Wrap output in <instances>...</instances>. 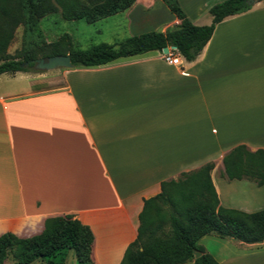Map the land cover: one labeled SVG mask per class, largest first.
Masks as SVG:
<instances>
[{
  "label": "crops",
  "instance_id": "obj_1",
  "mask_svg": "<svg viewBox=\"0 0 264 264\" xmlns=\"http://www.w3.org/2000/svg\"><path fill=\"white\" fill-rule=\"evenodd\" d=\"M223 1L177 0L195 26ZM119 16L121 41L180 24L161 0L108 17ZM162 55L63 69L54 88L41 86L44 74H8L26 82L0 86V235L32 237L46 218L71 215L92 232V264H121L144 200L207 163L221 207L264 210V185L228 180L222 161L240 145L264 152V0L218 23L194 61ZM197 245L217 264H264V240L206 235Z\"/></svg>",
  "mask_w": 264,
  "mask_h": 264
},
{
  "label": "trees",
  "instance_id": "obj_2",
  "mask_svg": "<svg viewBox=\"0 0 264 264\" xmlns=\"http://www.w3.org/2000/svg\"><path fill=\"white\" fill-rule=\"evenodd\" d=\"M134 0H20L24 24V55L21 59L0 56V75L16 72H38L33 64L23 63L38 58L68 55L73 68H95L119 59L162 52L175 47L185 61L196 59L211 38L215 26L229 16L251 9L247 0H225L209 9L212 16L207 26H195L187 19L177 0H161L180 21L173 30L148 32L127 38L117 45L100 43L87 49L73 45L71 39L52 42L40 56L33 47L39 45L37 22L43 16L60 12L65 21L82 20L92 24L118 13ZM3 44L0 42V50ZM224 176L228 180H248L256 186L264 185V152H250L240 145L223 157ZM213 164L207 163L195 171L181 173L177 180L161 183V192L144 200L139 214L137 239L126 249L121 264H182L200 256L194 264H217L211 255L197 245L206 235L231 238L253 244L264 240V210L243 213L226 209L219 200L210 178ZM93 235L90 229L71 215L49 217L44 220L40 234L18 238L12 233L0 235V253L12 246L18 251L20 264L42 261L45 264H64L70 251L79 264H92Z\"/></svg>",
  "mask_w": 264,
  "mask_h": 264
},
{
  "label": "rangeland",
  "instance_id": "obj_3",
  "mask_svg": "<svg viewBox=\"0 0 264 264\" xmlns=\"http://www.w3.org/2000/svg\"><path fill=\"white\" fill-rule=\"evenodd\" d=\"M120 18V16L107 17L92 24H87L82 20L65 21L58 11L43 16L37 22V33L39 35L37 41L39 45L33 47L35 56L40 57L52 42L64 36L71 39L73 45L80 49H87L100 43L115 45L128 37L127 29L124 27V23L120 21ZM0 42L3 44L0 50V56L3 59L17 60L23 57L25 36L20 0H0ZM159 54L162 55L161 53ZM62 72L63 69L46 72L32 71L31 73L44 74L46 80L41 86L54 88L60 85ZM25 82L24 80L20 81L17 77L14 79L8 74H4L0 78V86L4 89L10 87L22 88L25 86ZM38 85L37 87H40ZM216 181L217 185H219V181ZM17 258V248L12 246L0 253V264H20ZM37 264L45 263L38 260ZM64 264H79L72 251L68 253Z\"/></svg>",
  "mask_w": 264,
  "mask_h": 264
},
{
  "label": "water",
  "instance_id": "obj_4",
  "mask_svg": "<svg viewBox=\"0 0 264 264\" xmlns=\"http://www.w3.org/2000/svg\"><path fill=\"white\" fill-rule=\"evenodd\" d=\"M260 0H247V4L249 6H253L255 3ZM171 49H176L175 47H170ZM169 51L168 47L162 49V54L166 55ZM29 64H33V68L39 72H46L58 69H73V66L70 62V57L68 55H56L47 58H38L35 60H31L29 62L23 63L24 66H28ZM195 258L200 256V253H194Z\"/></svg>",
  "mask_w": 264,
  "mask_h": 264
},
{
  "label": "built area",
  "instance_id": "obj_5",
  "mask_svg": "<svg viewBox=\"0 0 264 264\" xmlns=\"http://www.w3.org/2000/svg\"><path fill=\"white\" fill-rule=\"evenodd\" d=\"M163 60L167 64L178 65L180 63V56L176 49H170L166 55H163Z\"/></svg>",
  "mask_w": 264,
  "mask_h": 264
}]
</instances>
